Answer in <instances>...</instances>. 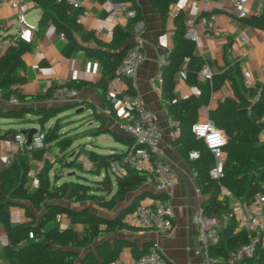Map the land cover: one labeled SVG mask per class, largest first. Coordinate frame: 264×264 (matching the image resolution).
Here are the masks:
<instances>
[{
	"label": "trees",
	"instance_id": "1",
	"mask_svg": "<svg viewBox=\"0 0 264 264\" xmlns=\"http://www.w3.org/2000/svg\"><path fill=\"white\" fill-rule=\"evenodd\" d=\"M40 9L35 27L37 36H43L49 26L64 34L62 54L68 57L75 50H83L101 66V76L95 83L81 79H69L52 83L41 95H25L18 86L25 83L24 53L31 50L30 43L18 33L4 36L7 45L0 53V98L17 101L16 107H0V119L14 123H33L43 134L40 146L19 147L8 163L0 168V223L6 229L7 243L2 247L10 264H110L123 247L131 249L137 258L147 243L112 237L111 233L123 228L133 229L125 221V215L145 196L167 200V194H156L145 188L152 172L135 169L125 164L123 174L109 172L112 161L121 159L131 147L141 146L132 136L104 124L98 117V125H74L68 113L73 103L32 105L30 101L50 98L61 87L76 91L92 86L98 93L103 107L116 115L114 105L107 98V83L114 76L126 49L133 41L132 25L142 19L135 0H113L126 3L135 10V16L125 24L116 23L109 41H103L93 30L84 29L77 19L82 7L68 0H31ZM162 19L171 14L173 25L172 44L160 65L161 97L167 114L174 121L176 134L172 145L176 153L185 158L195 174L197 186L203 195L201 213L218 221L216 238L207 245L210 258L227 260L229 251L249 240V233L239 229L233 219L224 220L229 202L219 199L220 190L226 187L243 203L253 202L258 194L264 197V84L244 85L238 61L215 71L210 78L201 80L199 71L204 60L195 53V42L184 36L185 16L181 9L170 12L177 0H149ZM241 25L264 30V3L257 14L237 17ZM183 71V79L198 89L197 95L175 100L174 78ZM228 80L233 95L224 96L209 109L208 119L225 136L222 175L215 179L209 175L213 155L202 138L191 130L197 121L198 108L209 102L211 93ZM126 93L134 94L130 83ZM85 109H93L90 102ZM94 112V111H93ZM92 112V114H94ZM91 115V114H90ZM85 118V117H84ZM51 121V124L47 123ZM30 127H9L0 134H17ZM109 135L121 145H102L96 141L100 135ZM191 150L198 152L189 158ZM42 161L37 171L36 186H30L28 173L30 157ZM50 153L47 158L44 153ZM81 156L87 162L80 159ZM64 170H71L66 177ZM89 175H92L90 177ZM24 209L26 220L12 224L9 207ZM264 212V201L262 203ZM31 233V236H29ZM263 249L256 245L253 255L241 264H261Z\"/></svg>",
	"mask_w": 264,
	"mask_h": 264
},
{
	"label": "crops",
	"instance_id": "2",
	"mask_svg": "<svg viewBox=\"0 0 264 264\" xmlns=\"http://www.w3.org/2000/svg\"><path fill=\"white\" fill-rule=\"evenodd\" d=\"M28 9L25 12V19L30 24L19 26L17 23V12L9 7L0 6V41L4 47L7 45L5 35L18 33L25 41L30 43L31 50L23 54L22 59L25 64V83L18 86L20 92L25 95H41L52 83H60L69 79H81L88 83H95L101 76V66L96 59L89 57L83 50H75L68 57L62 54V47L65 40L60 38L53 26H49L43 36L39 37L35 33V27L40 14V9L34 7L31 0H25ZM82 10L88 11L78 19L82 27L93 30L97 37L103 41H109L115 24H125L128 19L120 16L118 19L109 17V11L116 3L113 0H74ZM140 7L142 19L132 25V32L142 40L143 59L140 62L136 76L133 81L123 79L118 83L120 93H126L127 83H130L135 93L139 94L148 108L158 115V124L161 129L160 148L155 156L166 162L173 170L175 183L168 193V202L173 208L172 226L169 232L160 233L154 230H139L137 228H123L110 234L112 237H121L135 242L138 246L147 243L156 244L166 257L168 264H228L210 258L207 254V245L200 240V228L198 218L201 213V194L195 174L187 160L179 156L172 141L176 134L174 121L170 119L161 97L160 84L151 86L149 81L160 71L167 51L172 44L173 25L171 14L165 20L162 19L159 11L151 6L149 0H135ZM264 0H246V15L257 14L261 11ZM32 8V10H29ZM181 9L185 19L197 16H206L210 12L216 14L215 28L206 35L203 28L197 26V39L195 42V53L204 60V66L215 71L238 61L241 74L249 72L252 85L264 84V30L252 26L241 25L237 19V12L232 7L230 0H211L207 4L197 5L193 0H177L170 6V12ZM201 80H204L200 77ZM198 89L186 84L180 71L176 72L174 78V96L176 101H180L190 95H197ZM233 95L229 81L226 80L222 86L214 90L206 105L198 108L197 121L208 119V111L216 102L224 96ZM66 96H51L50 98L30 101L32 105H53L66 102ZM75 103L82 107V114L70 117L73 124H80L87 120L82 126L98 125V117L104 124L115 130L118 129L122 120V108L114 105L116 115H111L103 107L97 91L92 86L84 87L76 91ZM90 102L93 109H85L84 104ZM17 103H9L8 100L0 98V107H16ZM94 111V112H93ZM74 111H68L73 113ZM92 112L94 114H92ZM79 113V112H77ZM76 113V114H77ZM91 114V115H90ZM84 119H80L81 117ZM51 124V121L47 123ZM9 127H37L33 123L18 124L13 120L0 119V134ZM120 131V130H119ZM19 133H22L20 130ZM23 134V133H22ZM25 135V134H23ZM13 133L4 134L0 138V168L8 163L13 157L15 146ZM111 141L108 145H121ZM260 138L263 139L264 135ZM104 145V144H102ZM28 173L29 184L37 171L42 167V161L31 160ZM145 188L156 194H161L155 189L153 175H149L145 182ZM34 187V186H33ZM230 190L222 187L219 199L225 198L228 202L231 199ZM153 199L145 196L138 203H149ZM127 215V214H126ZM125 215V221H126ZM9 217L12 224L25 221L24 209L19 206L9 207ZM216 226V230L217 227ZM7 243L6 229L0 223V264H10L4 257L2 247ZM134 257L129 247H123L116 264H132Z\"/></svg>",
	"mask_w": 264,
	"mask_h": 264
},
{
	"label": "built area",
	"instance_id": "3",
	"mask_svg": "<svg viewBox=\"0 0 264 264\" xmlns=\"http://www.w3.org/2000/svg\"><path fill=\"white\" fill-rule=\"evenodd\" d=\"M79 6L74 0H68ZM197 5L207 4L211 0H193ZM232 7L237 12V17L246 15V0H230ZM0 6L9 7L17 12V23L19 26H28L30 24L25 19V12L28 9L25 0H0ZM88 11L83 9L78 13L77 19L87 15ZM123 16L127 19L135 16V10L130 9L126 3H113L109 11V17L118 19ZM216 14L210 12L206 16H197L185 19L184 36L195 41L197 39V26L203 28L206 35L210 34L215 28ZM59 37L64 39L62 32L58 33ZM4 45L0 41V50ZM142 40L139 36L133 38L132 43L126 49L120 63L114 71V76L107 83V98L113 104H117L122 108V120L119 122L118 129L132 136L137 142L142 143L141 146L131 147L129 152L121 159L112 161L109 165V172L123 174L125 172V164H129L135 169L148 170L152 172L155 180V189L161 194H167L175 183V175L172 168L164 161L155 156L160 148L161 129L158 124V115L155 111L146 106L139 94L120 93L118 83L123 79L134 80L138 66L143 59ZM183 78L184 73L180 71ZM199 75L203 79L210 78L211 70L208 66H203L199 71ZM244 85H252L249 72L242 73ZM151 86H157L161 83L160 71L149 81ZM55 96L64 95L66 97H74L76 90L61 87L54 93ZM9 103H17L16 99L11 97ZM191 130L197 137L203 139L210 152L213 155V164L209 169V175L212 178H219L222 175L223 152L221 146L225 142V136L215 125L209 120L195 121L191 124ZM264 135V129L261 130ZM15 146L13 153L25 145L26 137L22 133L14 134ZM43 134L37 130L33 134L31 145L40 146L42 144ZM30 160H33L32 154L29 152ZM44 156L50 158L48 152ZM198 152L191 150L188 153L189 158H196ZM85 162H87L85 160ZM37 179L34 178L32 185L36 186ZM264 197L258 194L255 200L249 204L237 200L233 195L229 201V210L224 220L233 219L239 229H243L249 233L250 237L247 242L241 243L234 250L227 254L226 262L228 264H241L242 259L250 258L253 255L257 244L264 251V212L262 203ZM173 208L168 200L160 198L153 199L149 203H137L135 207L127 213L126 222L139 230H154L160 233H167L172 226ZM200 228V240L205 244H209L216 238V226L218 221L215 217H207L200 215L198 218ZM31 236V233H29ZM110 264H116L115 261ZM132 264H168L166 257L156 244H149L144 251L134 258ZM261 264H264V253Z\"/></svg>",
	"mask_w": 264,
	"mask_h": 264
},
{
	"label": "rangeland",
	"instance_id": "4",
	"mask_svg": "<svg viewBox=\"0 0 264 264\" xmlns=\"http://www.w3.org/2000/svg\"><path fill=\"white\" fill-rule=\"evenodd\" d=\"M29 10H32V8H30ZM64 101H66V102H71V103H73V105H75V106H73L70 110L71 111H74L72 114L75 116V115H78V114H82V110H84V109H82V107H80V106H78L77 105V103H75V96L74 97H66L65 99H64ZM70 110H67V111H70ZM77 112H79V113H77ZM77 113V114H76ZM80 119H84V116L83 117H81V118H79L78 120H80ZM87 122V120L85 119V120H83V124H85ZM96 141L98 142V143H101V144H104V145H108V144H110L109 142L111 141V139H109L108 138V136L106 135V134H103V135H100L99 137H97L96 138ZM80 159H83V161H85L84 160V158L81 156V158ZM71 170H64V172H63V176L64 177H66V175H67V173L68 172H70ZM90 177H92V175H89Z\"/></svg>",
	"mask_w": 264,
	"mask_h": 264
},
{
	"label": "water",
	"instance_id": "5",
	"mask_svg": "<svg viewBox=\"0 0 264 264\" xmlns=\"http://www.w3.org/2000/svg\"><path fill=\"white\" fill-rule=\"evenodd\" d=\"M37 128L36 127H30L28 129V131L22 130V133L25 134L26 140H25V144L29 145L31 143L32 140V136L34 133L37 132Z\"/></svg>",
	"mask_w": 264,
	"mask_h": 264
}]
</instances>
